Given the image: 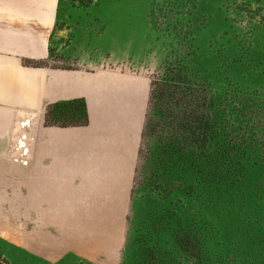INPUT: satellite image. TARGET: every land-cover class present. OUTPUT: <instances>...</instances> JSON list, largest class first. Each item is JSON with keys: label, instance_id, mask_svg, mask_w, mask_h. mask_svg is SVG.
<instances>
[{"label": "rangeland", "instance_id": "obj_1", "mask_svg": "<svg viewBox=\"0 0 264 264\" xmlns=\"http://www.w3.org/2000/svg\"><path fill=\"white\" fill-rule=\"evenodd\" d=\"M178 62H184L188 86L199 96L212 95L218 102L249 100L262 107L264 0L60 1L48 65L139 76L151 89L153 81L165 78ZM150 122L153 134L149 131L147 140L142 135L126 212L85 216L89 221L101 219L107 229L108 246L102 249L106 256L98 258L95 246L85 255L66 253L59 258L21 247L20 210L26 198L17 174L11 182H0V264H104L112 243L118 251L110 264H264L261 239L237 242L235 215L204 216L202 205L189 204L182 184L190 175L183 173L180 158L167 154L168 131L157 110ZM246 122L252 123L248 118ZM88 125L87 113L85 124L68 127ZM80 153L76 147L75 154ZM259 180L252 172L251 186L260 187ZM94 181L77 178L76 197L66 201L80 206ZM259 214L264 216V205Z\"/></svg>", "mask_w": 264, "mask_h": 264}, {"label": "crops", "instance_id": "obj_2", "mask_svg": "<svg viewBox=\"0 0 264 264\" xmlns=\"http://www.w3.org/2000/svg\"><path fill=\"white\" fill-rule=\"evenodd\" d=\"M60 1L0 0V182L20 177L21 247L59 258L95 246L100 258L107 229L85 216L126 212L150 87L139 76L48 65ZM74 100L86 104L87 127L48 123L51 106ZM77 178L96 183L78 207L66 201ZM111 249L104 264L116 261L117 243Z\"/></svg>", "mask_w": 264, "mask_h": 264}, {"label": "trees", "instance_id": "obj_3", "mask_svg": "<svg viewBox=\"0 0 264 264\" xmlns=\"http://www.w3.org/2000/svg\"><path fill=\"white\" fill-rule=\"evenodd\" d=\"M186 69L184 62H178L177 67L167 70L165 78L153 81L143 139L147 140L149 131L153 134L150 118L157 110L168 131L167 154L180 158L183 173L190 175L182 184L189 204L202 205L204 216L207 212H217L220 218L235 215L238 222L232 228L237 242L261 239L264 244V216L259 214L264 205V105L199 96L188 86L191 80L185 76ZM247 118L252 121L249 125ZM47 121L83 125L86 104L82 100L54 104ZM252 172L259 174L260 187L251 186ZM238 226L240 232H236Z\"/></svg>", "mask_w": 264, "mask_h": 264}]
</instances>
